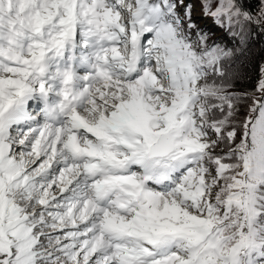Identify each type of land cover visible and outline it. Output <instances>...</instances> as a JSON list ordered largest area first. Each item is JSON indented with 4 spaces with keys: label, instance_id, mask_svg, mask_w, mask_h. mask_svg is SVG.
<instances>
[{
    "label": "snow or ice",
    "instance_id": "6c2138e0",
    "mask_svg": "<svg viewBox=\"0 0 264 264\" xmlns=\"http://www.w3.org/2000/svg\"><path fill=\"white\" fill-rule=\"evenodd\" d=\"M0 264H264V0H0Z\"/></svg>",
    "mask_w": 264,
    "mask_h": 264
}]
</instances>
